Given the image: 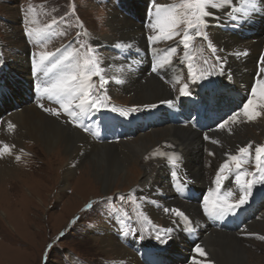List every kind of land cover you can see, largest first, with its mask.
I'll return each instance as SVG.
<instances>
[{
	"label": "bare ground",
	"instance_id": "1",
	"mask_svg": "<svg viewBox=\"0 0 264 264\" xmlns=\"http://www.w3.org/2000/svg\"><path fill=\"white\" fill-rule=\"evenodd\" d=\"M233 3H235V0H224L220 5L209 4L205 7V12L208 13L206 16L210 24L209 31L210 33L213 31V37L217 36V44L212 37L216 46V54L226 63L227 73L232 77L235 83V89L238 90L240 88L241 90H248L254 73H256V70H260L259 77H257V93L255 95L251 93V100L254 101L251 110L252 112L259 113L255 119H253L251 115H249L248 118L244 114V109L241 110L238 108L237 112L233 113L223 123V128L219 126L217 129L210 131L206 134V139L190 126L162 125L151 129L152 131L150 132L139 133L136 139L123 138L122 140L119 139L114 142H99L91 136V131L93 130L91 129L92 124H89L86 131L79 129L76 124L72 122L71 116L62 112L61 104H49L41 98L39 101L33 103L24 101L25 97H23L19 100V103H22L21 108L14 110L0 121V182H3L1 186H6V189L11 187L8 184L13 180L15 171L17 174V168L19 167L18 163H20L21 160H23L24 163L34 160L33 157H30L27 161L28 158H26V155L21 151V141L26 138L31 139L34 140V142L31 141L32 144L35 146L39 144L43 149L50 152L49 156L52 158L54 165H61L68 160L71 161L68 164L66 163L65 169L62 167V183L67 181L69 177L73 178L74 168H85L87 166L85 169L83 168L84 170L80 169V174L82 176L78 178L76 185L77 193L82 194L87 188L90 183L88 178L90 174V180L93 178L99 184L98 186L102 188L103 193L101 195H106L109 192L111 193L110 190L113 187L119 186L118 184H120L121 179V181L125 180L126 184L129 186L123 189L116 187V190L124 191L128 189L130 185L139 181L134 193L140 198L141 203L138 202L142 207L143 214L145 216L146 214H150L154 218L160 217L164 229L169 227L172 228L173 232L167 234L164 239L168 240V244H171L174 249H178V254H184L185 258H189L188 261L183 258H178V263L174 264H193V261H195L196 264H251V262H257L259 260L263 261V251H261L260 254L256 253L247 246L249 245V243L246 242L247 239L245 238V240H243L240 237L242 231H244L247 236V234L253 233L255 229L261 230L255 226L260 224L259 220L261 221L264 219V212L256 214L254 220L252 219L246 224L244 223L243 227L234 231H221L211 228L201 216L200 205L186 202L174 196L169 186L165 157L159 156L158 158H153L149 155L153 150V145L157 144L165 137L157 146L162 147L164 150H171L177 158L183 157V168L187 173V177L196 179L198 185L204 187L209 184L206 177L208 172L205 170V165L200 161L202 159L201 153L204 146L212 144L214 148V143L224 141L232 134H235L236 130L249 125L256 126L264 119V111L262 110V105L264 104V99L262 100V96L264 95V72H261V68H264V64L261 63V60L257 62L259 55L264 56V17H260V19L258 17V19H256L254 13L248 11L246 8L250 3L244 2L242 9L246 8L247 11L243 12L240 16L237 28L242 34H231L222 28L220 24L224 23L219 20L223 18L228 19L230 14L226 10V6ZM253 5H258L263 8L261 12L264 13V0H255ZM6 7L8 11L14 10V7ZM170 12L175 15L177 12L181 13V9L175 7ZM108 25L113 30V34H123V32L126 31L127 35H132L129 31L135 24L132 23V18L126 15L123 17L119 13L110 12ZM141 27L137 26L134 34H142L140 31L144 30V27ZM249 31H251V35L246 34ZM105 37L108 39L110 35ZM121 38L128 39V41L130 40L129 43L121 42L122 44L134 47L133 37L122 36ZM109 40L115 42L121 39L110 38ZM140 40V43H143V45L147 44V41L144 42L145 39ZM217 45H219L220 48H224V50L218 53ZM235 50H237V52H235ZM52 57L49 58V66H51V63L55 62L57 54L54 53ZM0 59L4 61L3 65L0 66V82L9 79L16 81L14 77H19L18 80L25 79V81L30 82L29 70L24 76H18L20 73L19 71L29 68V62H25L23 68L19 66L16 68L14 64L11 65V62L9 63L6 60L5 55H1ZM17 59L20 60L22 57L17 56ZM105 62L108 69L105 67L104 76L113 75L115 71L119 77V80L116 81L119 89L125 88L131 91L134 100L140 104L146 103L157 106L174 99L178 95H174L175 90L172 85L164 83L152 74L133 73L127 62L115 54H107ZM113 91L115 90L113 89ZM11 93L15 95L20 94L21 90L12 88ZM7 96L11 97V94H7ZM251 100L249 102H251ZM8 102H11V108H13L12 97L11 100L4 99V104H8ZM65 103H67V101ZM78 103L79 100L77 99L72 102L70 107L76 114H79L80 110L76 107ZM86 104L91 106L92 100L90 97H88V102ZM45 108L49 109V111H45ZM53 112L57 115L66 117L67 120L50 115L53 114ZM231 147L232 145H226L223 150L220 148L216 149L220 156L216 161L217 163L215 162L216 164L214 163L213 165V171L211 170V179L217 174L218 168L221 167L223 162H229L231 160L230 157L232 152L235 151V149L231 150ZM233 148H235V146H233ZM140 157H142V163L137 161ZM146 160H148V162L144 163L143 161ZM133 164L134 169L129 171L130 165ZM19 175L20 174H17V176ZM6 189L3 192L7 197L14 198V196H16V194L10 193ZM0 190L2 191V188ZM38 192L40 194L39 190ZM232 196H234V193ZM40 204L42 205V200ZM263 206L264 204L261 205V207ZM165 209H167V211H165ZM176 211H181L184 215L178 217L175 215ZM184 218L192 220L201 227V243L198 247L203 250V254L197 252L196 249L198 247L190 251L189 246L183 240V236L179 234L178 228L182 226ZM61 221L65 222V219L62 218ZM92 231L95 232L94 236L100 237L101 241L104 243L102 250L109 255H113V259L117 262H121L120 264H144L138 258L136 251L125 246L119 240L112 227H95ZM254 243L255 246H257L255 249L264 247L262 243H256V241H254ZM249 254H253L254 257L252 258L257 261L250 260Z\"/></svg>",
	"mask_w": 264,
	"mask_h": 264
},
{
	"label": "rangeland",
	"instance_id": "2",
	"mask_svg": "<svg viewBox=\"0 0 264 264\" xmlns=\"http://www.w3.org/2000/svg\"><path fill=\"white\" fill-rule=\"evenodd\" d=\"M107 1L108 0H0L1 54L5 55L6 60L9 63L11 62V65L14 64L16 68H18V66L23 68V64L25 62H29L28 64H31L30 60H37L39 57L30 56L27 52L28 49L25 38V30L27 28H32L43 32V35L40 37L41 40H39L40 38H36V42L34 44L31 43L30 49L34 50L35 54H39L41 52H53L55 49H59L62 51L59 55L60 59L64 56H68V60L64 61L67 63L79 62L82 64L84 62V57L85 60H94L97 62V66L93 65L91 70L97 67L95 76L101 77L105 67L107 68L105 62L107 54H114V51L110 48V46L121 45V42H130L128 39H122V36L133 37V46L138 48L143 45V43H140V39H145V42L148 40L149 35H160V30L153 29L152 27L147 29L144 28V30L140 31L142 33L140 35L134 34L137 26H143L141 23H137L135 19H132V23L137 26L133 25L132 29H129V33L132 35H127L126 31H124L123 34H113V30L108 25L110 12L119 13L123 17L126 15L127 17L133 18L128 13L131 12V3H137L139 5L138 13H140L143 17L147 0H128L129 5L127 6L129 7L122 10L116 6V0ZM186 1L187 3L190 2V0H156V2L161 4L162 2H165L167 4L166 7L169 8L170 11L173 9L171 5L174 2H179L180 5H183ZM222 1L224 0H218L215 4L220 5ZM104 3L108 4L105 5ZM6 6L11 8L14 7V10L8 11ZM227 6L226 10L228 11ZM234 6L235 3L229 7V10H231ZM29 8L32 10L30 14L28 12ZM180 8L181 13L177 12L175 14L178 18H182L184 14L182 9L185 8L183 6ZM200 27L201 26H199V30L203 33V35L199 40L194 38L192 41H195V44L200 49V55L196 57L198 60L197 65L198 67L201 66L203 58L207 55V51L209 50L210 53L208 58L210 60L205 61L204 72L213 73V75L208 78H215L214 75L221 77L226 63L216 54V46L212 39L213 31L210 33L208 27L206 32H203V29ZM70 30L73 31V33L67 34ZM185 30H187L186 24L180 25L177 28V32L180 36L184 34ZM56 31L58 32L54 34V36L57 37L60 34L63 35L62 41L56 46H54V41L48 44V41H52V33ZM78 31L82 32L84 37L88 39L91 38V43L93 45L92 48L86 46L83 50L77 52L74 50L72 45H69L70 42L79 38L80 32L78 33ZM228 32L231 33V30H228ZM107 35H110L111 39L119 38L121 40L113 42L112 40H109V37L108 39L105 37ZM213 38L216 43L217 36H214ZM68 40L70 41L65 42ZM168 41L169 40H161V44L167 43ZM42 44L46 46L42 47ZM217 46L218 53L219 51L224 50V48H220L219 45ZM213 49H215V51H213ZM89 52L93 53L95 56L91 58ZM235 52H237V50H235ZM193 55L194 54H191L189 56L192 58ZM17 56H21L23 60H18ZM49 63L50 60L45 64H48L47 66H49ZM25 69L26 70L19 71L20 73L16 72L19 73L18 76H24L29 68ZM189 75L190 74L187 72L183 79H187ZM18 78L19 77H14L16 81ZM50 78V76H45L43 73L40 74L41 84L44 85L48 83ZM105 79L108 83H110L109 91L111 94H109V99L111 100H107V94L105 95L104 82H102L98 89L95 90L96 100H101L108 106H113L115 104H120L121 107L135 106L133 109H137V111H134V115L141 114L145 108H152V104H140L136 102L131 91L126 90L125 88L119 89L117 86L118 83L116 82L119 80V77L115 71L113 75L105 76ZM94 82L99 84V78L94 77L91 83L93 84ZM11 83L13 82L9 83L10 89L15 88V90H21L20 87H14ZM172 86H175L174 95H177L179 86L177 84ZM113 89L115 91H113ZM4 99L11 100V97L6 96ZM263 99L264 95L262 96V100ZM262 110L264 111V104L262 105ZM50 115L67 120L64 116L57 114ZM148 131L150 132L152 130ZM138 135L139 132L132 138L136 139ZM163 139H165V137ZM31 141L34 142V140L31 139H23L21 141V151L26 155L25 157L28 158L27 161L30 157H33L34 160L30 161L31 163H24L23 160L18 163L19 167L17 168V174L20 175L17 176L15 171L13 174V180L10 184H8L11 187L8 189H6V186H1L3 182H0V189L2 188V191L0 190V198H2L0 199V264H120L121 262H117L113 259V255H109L102 250L104 243L101 241L100 237L94 236L95 232L92 230L95 227H111L113 219L114 222L118 224L120 221L115 217L116 213L114 209L123 208L126 201L130 200L131 196L129 193L137 197V200L141 203L139 196H136L134 193L139 181L133 183L124 191L116 190V187L123 189L129 186L126 184L125 180L121 181V179L120 184H118L119 186L113 187L110 190L111 193L109 192L106 195H101L103 193L102 188L98 186L99 184L93 178L90 180V174L88 177L90 183L87 188L82 192V194L77 193L76 185L78 178L79 176H82L80 174V169L82 170L84 167L74 168L73 178L69 177L64 184L62 183L63 168L65 169L66 163L68 164L71 161L68 160L66 163H62L61 165H54L52 158L49 156L50 152L43 149L39 144L35 146ZM159 142L153 145L154 147L151 146L153 150L149 154L150 157L158 158L159 156H164V153H162V150L164 149L157 146ZM226 145H232L231 150L235 149V151L232 152V155H236L242 160H247L246 163L242 164L251 168V170L247 172V176L253 174V181H257L256 172H259V170L257 169L255 163V148L262 147L264 145V119H262V121H260V123L256 126L249 125L236 130L235 134H232L224 141L214 143V148L212 144L204 146L201 153L202 159L200 161L205 165V170L208 172L206 177L209 183L212 181L210 176L212 175L211 173L214 168L213 165L220 156L216 149L220 148L223 150ZM233 146H235V148H233ZM241 147L249 148L247 157L240 153L239 149ZM137 161L142 163V157L138 158ZM143 162L146 163L148 160ZM133 169L134 164L130 165V169L128 170L132 171ZM5 189L10 193L16 194V196H14V198L7 197L3 192ZM38 190L40 191V194ZM41 200L42 205L40 204ZM261 212H264V206L259 211V213ZM146 217H149L163 226V222L160 217L154 218L150 214L140 216L137 212H133L131 219L141 220ZM62 218L65 219V222L61 221ZM259 222L260 224L255 227L260 228L261 230L254 228L255 231L251 234H247V236L245 235V232L242 231V235L240 237L243 240L246 238V242L249 243L247 246L258 254H260L261 251L264 253V247L255 249L257 246H255L254 243V241H256V243L264 244V219L261 221L259 220ZM151 225L152 230L155 234H157L155 223L151 221ZM135 229L141 233L140 237L142 236V233L146 234V231L143 228L141 229L136 227ZM217 230L222 231L223 229ZM174 250L177 251L178 249ZM252 257H254V255L249 254L250 260L257 261ZM175 262L178 263L177 260H175ZM253 263L264 264V260L251 262V264Z\"/></svg>",
	"mask_w": 264,
	"mask_h": 264
},
{
	"label": "snow or ice",
	"instance_id": "3",
	"mask_svg": "<svg viewBox=\"0 0 264 264\" xmlns=\"http://www.w3.org/2000/svg\"><path fill=\"white\" fill-rule=\"evenodd\" d=\"M218 0H190L189 3L185 4L183 7L185 8V13L183 14L182 18H178L176 15L172 14L164 5L154 4L153 7L155 8L154 17L155 22L151 25L153 29L160 30V36H150L148 40L150 42H154L157 39L160 40H171L174 35H179L177 32V28L180 25L186 24V29H196L195 36L201 37L203 33L199 30V26L205 23L203 19L208 13L205 12V7L209 4H215ZM245 3H255V0H244ZM31 8H29L28 12L31 13ZM234 19V18H233ZM26 33L28 36H35L39 39L43 32L27 28ZM193 40V36L188 34V31L185 30L182 40L180 43L183 45L185 49L189 47V43ZM176 49L173 48L172 52H175ZM215 51V49H213ZM39 59L34 61V70L36 72L43 71L45 76H50V81L44 85H36L37 91L41 95H46L49 101L56 100L61 102V107L65 108L66 110L71 107L72 102L75 100H79V103L76 105L77 108L80 109V112L83 113L85 111V105L88 102L89 91L92 85L89 84V80L91 79L92 75L95 73L92 72L90 65L92 62L90 60H85L82 64L79 62L76 63H68L66 64L64 61L68 60V56H64L62 59H56L54 63H51V66L45 65V61H48L50 57L54 54L51 52H41L38 54ZM187 56V53H185ZM190 60L191 57H188ZM261 63L264 64V56L260 58ZM4 63L3 59H0V66ZM153 72L156 71L154 67L152 69ZM188 71L189 74L194 76L195 74L192 72V64H188ZM261 72H264V68H261ZM212 72H202L200 76H196V80H203L207 79L209 76H212ZM188 85H184L180 89L182 96H188L189 92L187 91ZM252 93L255 95L257 93V88H252ZM67 101V103H65ZM169 105H171V101H168ZM254 104V101H248L247 104L244 105V114L249 118V115L256 118L259 113L252 112L251 108ZM91 107L96 110H100L101 102L96 100L92 102ZM151 107H156V105H151ZM45 111H49V109L45 108ZM133 111H137V109H133ZM53 114H56L53 112ZM70 116H75L76 113L69 112ZM122 115L127 116L129 113L125 112ZM249 119V120H253ZM221 128L224 127L223 124L220 125ZM240 153L243 154L245 157L248 156L249 148L248 147H241L239 149ZM264 147H256L255 148V163L256 167L259 170L260 179L257 181L249 180L247 183H244V177L248 175L247 172L241 173L240 175L236 176V180L240 183V191L241 195L239 200L235 204H231L228 202V197H231L233 193L231 191L227 192L223 197H219V200H222V203H215L210 210L211 212H218L222 215L235 212L240 205H243L247 202V199L251 193L252 187L254 183H264ZM231 161H233L236 165V168H240L243 163H246L247 160H242L238 156H231ZM171 163L173 165L176 164V160L172 159ZM229 169V164L226 161L220 168V172L223 173ZM172 176H175L176 173L172 172ZM223 177L218 173L216 176V184L219 185ZM208 204V198L205 197V205ZM207 210V208H206ZM167 211V209H165ZM176 216H183L184 213L181 211L175 212ZM123 223V222H121ZM166 234H171L173 232L172 228H165L163 230ZM125 235H127V230H125ZM141 240L144 239L143 236L140 237ZM155 239L161 244H167L168 240H165L160 231H157ZM197 252L203 254V250L201 248L196 249ZM193 264H196L193 261Z\"/></svg>",
	"mask_w": 264,
	"mask_h": 264
}]
</instances>
